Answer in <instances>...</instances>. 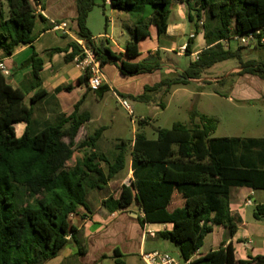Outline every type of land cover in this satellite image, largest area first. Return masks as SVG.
Wrapping results in <instances>:
<instances>
[{"label":"trees","instance_id":"16d2710c","mask_svg":"<svg viewBox=\"0 0 264 264\" xmlns=\"http://www.w3.org/2000/svg\"><path fill=\"white\" fill-rule=\"evenodd\" d=\"M6 2L7 17L0 3V51L5 57H11L19 45L34 42L37 16L33 2L41 0ZM76 2L77 34L99 56L103 69L116 61L124 76L161 70L158 61L134 62L133 59L139 56V43L150 36L152 26L158 36L167 32L174 0H109L113 10L130 15L134 22L130 29L131 40L124 52L112 49L105 39L99 44L93 40L87 22L99 1ZM106 2L101 0L104 6ZM179 2L187 6L189 21L195 22L197 28V21L205 16L203 35L207 48L185 71L163 74L159 82L146 86L143 94H120L122 97L147 104L155 101L163 109L162 100L174 86L208 78L210 69L228 61L237 62L240 75L264 80V61L245 59V52L247 55L264 50V43L260 41L264 38V0ZM258 29L262 34L253 49L249 46L232 49L225 44L234 36ZM193 41L194 38H190L186 45L187 55L191 54ZM70 47L73 52L67 60L80 56L77 45ZM58 52H67V49L56 48L47 54ZM22 65L32 66L31 88L38 89L29 105L25 103L28 90L8 84L7 76L0 70V264H44L57 257L70 241L75 243L78 256L85 255L71 215L78 214L80 207L89 211V191L105 188L127 167V142L120 140L109 154L98 150L105 127L77 145L78 133L90 119L89 114L79 113L82 100L72 114H60L37 128L34 106L48 96L41 88L43 61L34 53ZM87 81L85 73L75 85L63 86L56 92H71L76 86H87ZM109 91L104 84L95 94L102 99ZM197 117L200 124L194 122ZM19 123L27 125L21 137H17L15 131ZM141 123L148 121L142 119ZM215 129L210 119L194 112L191 125L177 122L171 129H159L155 140L137 133L130 151L133 181L102 202L111 213L124 211L136 202L144 212L140 220L142 226L172 223V231L161 232L159 236L178 247L182 262L201 250L215 226L224 227L230 235L237 232L241 219L230 209L232 188L264 190V138L215 137ZM77 148L88 152L74 166L67 167ZM254 216L264 219V206H257ZM118 256L116 252L115 258ZM116 262L123 264L119 259ZM191 264H264V256L237 261L232 244H228Z\"/></svg>","mask_w":264,"mask_h":264},{"label":"crops","instance_id":"0c3cea01","mask_svg":"<svg viewBox=\"0 0 264 264\" xmlns=\"http://www.w3.org/2000/svg\"><path fill=\"white\" fill-rule=\"evenodd\" d=\"M0 3L2 4L3 15L7 17V2L6 0H0ZM40 3L43 12L37 16L33 30L34 42L30 45H19L11 57H5L3 51H0V64L4 65L9 72L8 76L12 77L11 84L13 87L28 90L25 103L29 105L30 98L38 89L31 88L32 66L24 67L22 64L34 53H37L43 61V69L40 73L41 88L48 93V96L34 106L36 127H41L46 122L53 121L60 114L67 116L72 114L75 106L82 100L79 113H87L90 116L89 121L81 127L83 129L93 120V113L90 111L89 106L93 101L90 97L91 94L94 96V100L98 99L95 92L90 91L87 86H76L71 92H56L58 88L63 86L75 85L85 74L79 56L69 60L66 59L73 52L71 45L78 46L79 41H85L77 34V2L76 0H41ZM106 5L110 6L108 1ZM186 7L184 3H179L177 6L173 4L171 6V14L174 16V23H169L167 32L161 36H158L156 28L152 26L149 37L153 36L155 42L143 47L141 45L142 40L139 43V56L133 59L134 62L153 63L158 61L160 64L166 62V64H163L164 70H156L149 74L124 76L118 68V62L112 61L104 66L105 84L110 88L109 92H113L117 99L122 97L120 94L128 96L143 94L145 87L159 82L163 74L181 73L173 64L172 55L177 57L187 55L186 52L183 53L181 51V48L185 47L187 43L181 45L179 43L187 30L185 20H189ZM112 11L121 22L118 29L112 18L110 22L113 26L112 29H114L113 35L100 34L98 38L94 37L93 40L96 44H99L102 39H105L108 41V46L112 49L124 52L126 44L131 40L130 29L134 22H130L132 19L130 15L113 9ZM62 22H67L69 29L56 28L55 23ZM190 23L193 25L194 22L190 21ZM190 31V38H194L191 44L190 56L195 61L199 53L207 48V43L202 31H195L193 28ZM116 36H118V39ZM123 39L125 40L124 43H122ZM56 48L67 49V52L47 54V51ZM253 48L250 47V49ZM151 60L154 61L151 62ZM244 80L245 82H243ZM241 84L242 87L244 85L253 86L249 88L251 93H243L244 95L242 94V96L244 97L242 98L264 100V80L255 76H248L243 78V80L240 78L234 87L240 88ZM122 98L133 100L130 97ZM155 104L157 103L155 102ZM26 128L27 125L25 123L15 125L17 137H21ZM127 166L129 173L125 177L124 174H121L122 171L105 188L91 190L88 193L87 203L89 211L84 207H80L78 214L71 218L72 224L77 228L78 237L86 250L85 255L78 256V249L75 243L70 241L57 257L44 264H64L67 260H72L70 264H117V259L122 261L123 264H144L141 254L163 251L160 249L162 246L170 248L168 243L171 242L162 239L159 233L172 231V223H148L142 226L140 220L144 217V212L136 202L132 203L124 211L115 213L109 212L102 205V202L110 194H118L121 186L129 185L133 181L131 156ZM113 185L116 187L115 190L109 192ZM107 190L108 195L102 196L101 193ZM93 193H96L97 200H93ZM229 202L231 211L241 219L237 232L234 235H230L224 227L215 226L214 231L205 238V243L201 250L191 257V261L228 244H232L237 261H248L257 256H264V219H257L254 216L256 207L264 206V190L234 187L230 191ZM92 203L94 204V211L90 207ZM257 239L261 244L257 243ZM116 252H118V258H115ZM163 252L168 251L166 249ZM176 252L180 254L177 246ZM177 259L182 262L181 258Z\"/></svg>","mask_w":264,"mask_h":264},{"label":"rangeland","instance_id":"374dc122","mask_svg":"<svg viewBox=\"0 0 264 264\" xmlns=\"http://www.w3.org/2000/svg\"><path fill=\"white\" fill-rule=\"evenodd\" d=\"M98 1L99 4L94 7L89 15L88 27L96 38L100 34L105 33L111 36L114 33L110 22L111 19L113 18V23H116L117 29L121 22L113 14L110 6H104L101 0ZM179 3V0H174L173 4L177 6ZM194 16L196 17V13H194ZM174 21V16L171 14L169 23L173 24ZM130 22L133 23V19ZM185 23L187 30L185 36L179 42L180 45L188 43L192 28L195 31L200 30L204 34V29L201 28L198 21L199 28L196 27L195 22L192 25L188 19L185 20ZM116 37L118 39V36ZM124 41L123 39L122 43ZM154 42L155 39L152 36L144 39L141 45L145 47ZM238 46L237 43L231 42L230 47L232 49H236ZM172 58L173 64H175V67L180 72L185 71L190 63L193 62V57L190 55H183L182 57L172 55ZM253 58L264 61V50H255L253 54L247 53V55L245 52V59ZM163 64H166V62ZM163 64H161V70H164ZM237 66V62L228 61L210 69L208 71V78L193 80L186 85L174 86L171 92L162 100L165 106L163 109L155 104V101L147 104L127 99L132 109V113H130L121 106L113 92H107L103 100L99 98L94 100V96L91 94L90 97L93 101L89 109L93 113V120L88 126L80 130L76 138L77 145L88 136L94 134L99 128L105 127L103 137L98 143V150L101 153L109 154L114 150L117 143L123 140L128 145V164L131 144L137 133H143L148 139L155 140L157 139L159 129H171L177 122L191 125L192 114L194 112L199 116L204 115L212 121V124L216 128L215 137L264 138V100L242 98L244 97L242 96L243 93H251L249 88L253 86L244 85L243 87L245 88H243L242 84L245 82L244 80L240 88L234 87L240 78L243 80V78L250 76L240 75V69ZM157 101L159 103V99ZM142 119H146L148 123L142 124ZM194 122L200 124V117H197ZM86 152L88 150L77 148L73 159L67 163V167L74 166L78 159H82L85 156ZM128 173L129 168L127 166L121 174H124L125 177ZM115 188L113 185V188H110L109 192L115 190ZM101 194L102 196L108 195V190L103 191ZM92 197L93 200H97L96 193H93ZM90 207L94 211L93 203L90 204ZM256 241L258 244H261L258 239ZM168 244H170V248L162 246L160 249L163 251L167 249L168 253L172 256L180 258V254L176 252V245L173 243ZM71 262L72 260H67L64 264H70Z\"/></svg>","mask_w":264,"mask_h":264},{"label":"built area","instance_id":"2783aa9c","mask_svg":"<svg viewBox=\"0 0 264 264\" xmlns=\"http://www.w3.org/2000/svg\"><path fill=\"white\" fill-rule=\"evenodd\" d=\"M109 2V0H107ZM34 4V12L36 16H39L43 11L40 2H33ZM202 29H204L205 19L204 16L198 22ZM56 28L67 30L69 29V24L67 22L55 23ZM262 34V30L258 29L256 31L250 32L241 36H234L230 40H226L225 44L229 47L231 42L237 43L239 46H250L254 45L258 42L259 36ZM261 43H264V38H261ZM78 47L81 51L79 59L81 57V64L85 73L88 75L87 88L91 91L95 92L99 90L105 84V73L101 63L99 56L95 53V51L86 45L85 41H79ZM185 47L181 48V51L185 52ZM198 59V56L196 57ZM0 70L5 75L8 76L9 72L6 70L3 64H0ZM119 103L122 107L127 109L130 113H132V109L127 101L122 97H118ZM75 214L71 215V218H74ZM141 259L144 264H191V259L188 261L181 262L176 257L172 256L168 252L163 251H153V252H145L141 254Z\"/></svg>","mask_w":264,"mask_h":264},{"label":"water","instance_id":"95a60500","mask_svg":"<svg viewBox=\"0 0 264 264\" xmlns=\"http://www.w3.org/2000/svg\"><path fill=\"white\" fill-rule=\"evenodd\" d=\"M249 47H254V46H249ZM154 60H151V62H153ZM7 83L8 84H11L12 83V77L11 76H7V79H6Z\"/></svg>","mask_w":264,"mask_h":264}]
</instances>
